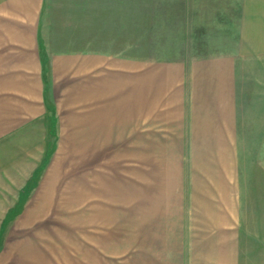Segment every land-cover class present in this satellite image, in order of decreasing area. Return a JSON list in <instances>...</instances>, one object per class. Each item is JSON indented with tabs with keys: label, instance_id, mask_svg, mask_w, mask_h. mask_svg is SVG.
<instances>
[{
	"label": "rangeland",
	"instance_id": "obj_1",
	"mask_svg": "<svg viewBox=\"0 0 264 264\" xmlns=\"http://www.w3.org/2000/svg\"><path fill=\"white\" fill-rule=\"evenodd\" d=\"M252 1L251 12L258 17L259 3ZM76 2L46 1L45 55L47 48L79 49L99 42L57 38L67 33H57L59 28L82 22L84 8ZM220 2L221 15L228 9L241 14V0ZM242 41L237 26L235 39H220V50L232 44L241 48ZM130 45L127 39L108 40L109 51H131ZM253 62L245 80L252 101L244 103L248 110L243 112L250 135L193 134L202 128L194 127L190 110L182 118L173 112L171 134H151L147 121L133 123L130 104L115 102L109 103L105 128L61 133L90 129L58 128L59 117L61 125L80 113L58 111L50 99L42 159L35 167L13 168L11 206L0 216V264H199L197 239L226 223L235 224L242 256L250 247L251 259L264 262V59ZM65 92L55 88V102L66 99ZM247 164L254 182L252 196L243 199L241 184L226 179L232 170L239 174L240 165L247 170ZM19 171L22 179L27 171L28 178L17 188Z\"/></svg>",
	"mask_w": 264,
	"mask_h": 264
},
{
	"label": "crops",
	"instance_id": "obj_2",
	"mask_svg": "<svg viewBox=\"0 0 264 264\" xmlns=\"http://www.w3.org/2000/svg\"><path fill=\"white\" fill-rule=\"evenodd\" d=\"M46 1L0 0V216L11 206L13 168L35 167L43 157L50 99L58 111L80 113L61 125L58 116V128L90 129L61 133L93 134V128H105L109 103L115 102L130 104L133 123L147 121L151 134H171L173 112L182 118L188 110L194 127L202 128L193 134H252L244 126V103L252 101L253 93L245 80L253 60L264 59V41L252 43L264 40V0H255L258 17L251 12L252 0H241L239 16L229 9L221 15L220 0H77L75 6L84 8L82 22L53 32H67L57 38L68 40H99L98 46L89 41L79 49L47 48L45 55L41 23ZM237 26L241 48L232 44L220 50V39H235ZM122 39L131 41L126 46L131 51H109L108 40ZM58 87L68 95L61 102H55ZM249 166L240 165L239 174L232 170L226 179L241 184L243 199L252 196ZM18 173L20 188L28 173L23 179ZM223 226L197 239V263L264 264L251 259L250 247L244 261L235 224Z\"/></svg>",
	"mask_w": 264,
	"mask_h": 264
}]
</instances>
